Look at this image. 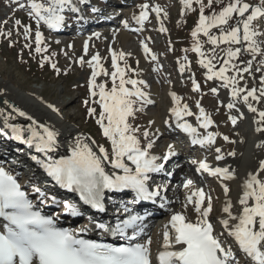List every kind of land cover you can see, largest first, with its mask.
<instances>
[{
    "label": "snow or ice",
    "instance_id": "obj_1",
    "mask_svg": "<svg viewBox=\"0 0 264 264\" xmlns=\"http://www.w3.org/2000/svg\"><path fill=\"white\" fill-rule=\"evenodd\" d=\"M12 2L21 10L27 8L29 17L37 25L33 49L32 28L19 19L14 21L17 28H22V33L18 32V35L22 34L26 41L23 47L29 49L30 53L34 51L41 55L40 67L49 63L59 76L61 69L52 62L56 53L46 55L49 47L39 28L43 24L49 30L58 31L67 26L66 10L76 14L82 9L74 0ZM215 2L216 0H207L205 4L204 0H181L186 10H193V4L199 6V20L191 33L195 41L191 50L200 57L199 64L206 69V79L218 80L222 87L229 89L231 99L223 106L229 110L228 119L231 123L234 126L237 124L238 116L231 113L233 110L240 113L237 104L242 102L249 112L256 114L253 120L255 131L264 133V110L254 106V103L264 106V40L257 39L264 36V29L258 27L260 21L264 20V0H259L255 6L244 0H229L219 11L205 14V8L213 9ZM78 4L86 5L87 0H78ZM139 8V14L132 16L137 25L143 26L149 21L150 11L155 12L159 20L162 11L159 6L143 3ZM91 11L95 13L97 9L93 7ZM80 19L83 20L84 16L81 15ZM122 23L125 29L129 28L128 20ZM213 29L218 30L219 34L214 33ZM116 31L113 30V38ZM160 31L167 32L162 22ZM201 33L212 46L210 54L202 50L203 45L197 39ZM0 35L11 38L12 32L0 31ZM93 36L100 38L99 33H93ZM93 36L84 40L83 55L76 58V62L81 67L87 65L91 69L87 81L88 99L84 100V105L88 116L96 119L103 137L110 143V150L104 145H97L91 137L80 134L74 136L69 144L70 154L55 159L54 155L62 146L61 131L55 125L33 118L8 99L2 100L11 111L5 113L0 109V135L10 131L11 139L42 154L43 158L33 156L32 159L43 169L46 177L54 182L53 186L78 193L79 200L98 213L107 211L106 197L109 193H131L132 204L145 201L155 204L159 201L160 208H167L170 205L168 185L158 183L156 177L162 173L172 175L166 164L178 153L174 145L169 144L164 153L154 154L153 149L162 135L160 129L153 128L154 121H149L143 129L133 123L137 113L154 101L144 91L148 87L146 81L128 75L133 71L127 64V57L131 54L109 47L112 71L108 72L102 65L105 57L99 51H89V41ZM141 45L145 56L156 61L157 56L152 53L148 44L141 41ZM221 45L227 47L220 48ZM68 48H73V45H68ZM217 48H220V55L216 53ZM64 54L67 55V52ZM245 54L251 59L243 61L241 66V57ZM89 56V59H85ZM258 57L259 66L254 69L253 61ZM184 60L187 61V56ZM120 61L124 62V67L120 66ZM186 67L187 64L181 65L180 72L183 73ZM255 72H260L259 84L249 86L245 74L253 76L255 80ZM134 74L139 75L138 72ZM99 75L110 77V89L106 83H96ZM192 90H201V85L194 78ZM210 91L214 95L218 93L216 87ZM5 96L7 90L0 89V97ZM170 96L173 106L169 109V114L172 119L165 121V124L171 127L174 123L175 128L191 138L192 145L212 149L221 134L208 131L214 124L211 114L206 112L199 100L196 102L198 113H194L187 103L181 104L182 98L175 92L170 93ZM91 105L99 106L98 114L97 108ZM46 106L58 117L61 116L59 108L54 104ZM13 113L26 118L30 124L24 127L11 123L15 119ZM188 116H195L198 127L185 120ZM239 118L243 119V113H240ZM198 128L203 129V133ZM222 138L225 142L235 143L227 135ZM255 146L264 150V140ZM215 153V160L224 159L221 148L216 147ZM227 155L235 157L236 153L231 151ZM190 163L197 166V173H207L222 183L226 198L222 210L226 218L219 220L222 230L216 231V223L212 219L214 208L211 194L197 186L193 179L185 178L181 185H177L185 190L181 210H170L169 218L162 228V243L155 255L151 236L140 239L147 228V215L133 212L128 204L121 203L116 211L127 216L117 219L114 225L89 217L87 223L79 228L59 226V214L48 215L44 212V207L62 205L65 214L81 217L83 212L77 204L50 193L47 184L41 186L39 183L29 182L22 185L18 175L0 165V264H248L244 257L250 258L254 264H264V159L259 161L256 171L249 172L243 181L242 195L238 199L240 209L236 214L233 212L232 201L227 199L230 189L223 184L224 181L236 178L235 170L210 166L206 159H191ZM93 230L119 237L125 243L116 246L113 243L82 238L83 234ZM234 245L238 246V251Z\"/></svg>",
    "mask_w": 264,
    "mask_h": 264
},
{
    "label": "rangeland",
    "instance_id": "obj_2",
    "mask_svg": "<svg viewBox=\"0 0 264 264\" xmlns=\"http://www.w3.org/2000/svg\"><path fill=\"white\" fill-rule=\"evenodd\" d=\"M99 1L100 0H94L93 4H96ZM22 2L26 3L27 0H22ZM37 2H44V0H37ZM139 2V5L143 3H149L150 6H159L162 9L159 20L156 18V13L150 11L149 21H147L143 26L134 25L130 17L124 16L119 20L120 23L116 27L110 30H103V28H99V31L96 32L99 33L104 39H107L109 35H113V30H117L116 34L120 33L122 30H128V32L132 30L130 39L125 46L120 44L117 45L118 48L112 47V49L122 50L125 53L131 54L127 57V64L128 67L133 71H130L128 75L131 76V78L142 79L146 81L148 85L146 89H148L150 85L154 83H151V81L157 79L159 82V84L158 82H155L158 85V89L154 103L145 106L142 112H138L133 123L143 129L148 125L152 113L155 112L158 114L159 125L161 127L164 126L165 119H172L169 114V109L173 106L172 99H170V93L172 92H175L178 96H180L182 98L181 104L187 103L194 113H198L196 102L199 100L201 106L205 108L206 112L211 114L214 121L213 126L208 129V131L219 132L221 134L217 137L216 143L213 145L212 150L215 151L216 147L224 149V152H226L225 155L227 156V162L222 167H230L231 169L236 168V159L227 155L228 152H231L232 149L235 148L236 144L234 132L235 128L228 119L230 114L229 110L223 106L230 101L226 98L229 96L227 93L229 92V89L222 87L221 82L218 80L209 81L206 79V69L202 68L199 64L200 57L191 50L195 42L191 33L197 26L199 20V6L193 4V10H186L183 8L181 0H139ZM204 2L206 4L207 0H204ZM228 2L229 0H216L213 9L205 8V14H210L212 11H219ZM244 2L255 6L259 3V0H244ZM134 5V13L137 14L139 13L140 8L139 5ZM87 6L91 9L94 7L92 5ZM102 8L103 7H100L99 10ZM182 12L183 15L181 14ZM90 13L85 15H91ZM165 13H167V18H165ZM65 15L69 16L66 17L68 20L67 25H72L75 16H73L71 12L65 13ZM96 18L99 19L101 17L96 16ZM17 19L21 20L24 25H29L32 28L34 49V33L37 25L35 21L29 17L28 9H19L18 5L13 3L12 0H0V31H3L4 33H7L8 31L12 32L11 38L0 35V83L4 82L8 85H12L19 90L21 89V91L25 92L26 94H32V96L35 98L40 96L41 100L46 104H54L60 110L61 116L59 117L63 120H66L68 129L72 130L75 135L82 134L85 137H91V139L94 140L97 145H104L110 150V143L106 140V138L103 137L101 129L96 123V119L88 116L87 108L84 105V100L88 99V79L85 80L82 76L87 65L81 67L79 63L76 62V58L83 55V45L81 48H78L76 45L79 35H73L72 33L56 34L52 30H49L47 26L41 24L39 30L44 37L45 44L49 47V52L46 53V55L56 53V55L52 57V62H55L61 69V74L57 76L49 63H45L43 68L40 67V61L42 59L41 55L36 54L34 51L30 53L29 49L23 47L26 41L24 40L22 34L18 35V32L22 33V28H17L15 26L14 21ZM124 20L129 21L128 29L123 27L122 22ZM5 21H7V23H5ZM161 22L167 29V32L160 31ZM258 27L264 29V20L260 21ZM212 31L217 35L219 34L218 30L216 29H213ZM82 36H93V33L87 32ZM197 39L203 45L202 50L205 53L210 54L212 46L208 43L207 37L203 36L201 33ZM257 39L264 40V36H260ZM141 41L148 44L152 53L157 56L156 61H152L150 56H145ZM68 45H73V48L69 49ZM225 47H227V45L220 46V48ZM105 48L106 49L100 48L98 51L103 57H105V59L102 60L103 67L108 72H111V55L108 52V48ZM220 48L216 49V53L218 55L221 54ZM185 49L188 51H185ZM65 52H67V55L64 54ZM95 52L96 51L94 50L92 51V53ZM137 53L142 54L140 59L137 58ZM185 56H187V61L184 60ZM85 59L87 58L85 57ZM248 59H251V57L247 54L242 56L240 61L241 66H243V61ZM137 61L139 63H137ZM119 63L121 67H124L123 61H120ZM185 64H187L188 67H186L185 71L181 73L179 69L181 65ZM258 66L259 57L257 60L253 61L254 69ZM218 67L219 64H217V69ZM65 72L67 73L66 75L64 74ZM135 72H138L139 75H135ZM245 77H247V81L249 80V86H253L254 83L255 85H258L260 72L254 73V83L250 80L251 78L253 79V76L245 74ZM248 77L250 79H248ZM193 78L201 85V90L199 92H193L192 90ZM96 83H106L107 87L109 89L111 88L110 77L99 75L97 77ZM168 87H171V89L169 90ZM213 87L218 89V93L216 95L212 94L210 91V89ZM146 89H144V91H146ZM237 105L238 108L240 107V113H243L245 105H243L242 102L238 103ZM91 106L97 108L98 114L100 111L99 106ZM254 106L264 110V106L262 107L261 104L254 103ZM240 113H237L235 110H233L231 114L238 116ZM193 117L195 116H188L186 119L190 120V118ZM243 119L246 120L244 115ZM1 122L2 121L0 120V127H2ZM4 135L10 136V131H7ZM64 135L65 133L61 136ZM224 135H227L231 141H235V143H230V148H227L229 143L225 142L222 138ZM261 137L262 140H264V133H261ZM13 142L16 144V148H14L15 152L13 153L22 159L23 157L19 152L20 150H24L23 146H28L15 140ZM167 146V140L163 141V138L158 139L153 149L154 154L159 153L162 148ZM93 147L95 148V145H93ZM34 155V153H30L29 157ZM36 155L38 156V154ZM255 160L256 159L247 163L248 166L246 165L247 171H245V179L249 172H255L258 168L259 162L256 160L258 162L257 163ZM23 161L28 164V160L24 159ZM167 167H169V165ZM181 174L187 177L185 173ZM206 176L207 175H205V178ZM181 183L182 181L179 185H181ZM201 185L204 186L203 188L206 192L211 194L214 208L212 217H217V214H219L218 211L221 207V194L219 186L216 183L210 182V180L203 182V184H197V186L200 187ZM179 189L181 190L182 187H179ZM229 189L230 192L228 198L231 200L232 197H229L231 196L232 192L230 186ZM172 195L173 193L167 194L169 198ZM181 195V193H177L176 195H173L172 198L177 201L179 198V200L182 202L184 199L183 196L181 197ZM174 205L175 207H178L181 204L178 202Z\"/></svg>",
    "mask_w": 264,
    "mask_h": 264
},
{
    "label": "bare ground",
    "instance_id": "obj_3",
    "mask_svg": "<svg viewBox=\"0 0 264 264\" xmlns=\"http://www.w3.org/2000/svg\"><path fill=\"white\" fill-rule=\"evenodd\" d=\"M74 3H77L78 7L81 6L80 4H78V0H74ZM127 9L129 11H131L129 13V15H127V16L130 17V19H132L133 14H135V13H133V8H127ZM127 9H125L123 12H128ZM120 12H122V11L121 10L116 11L117 14H119ZM79 15L83 16V12H81ZM136 15H138V14H136ZM96 16L101 17L100 13H95L94 17H92V18L97 19ZM89 20H91V19H86L85 17L83 20H81V21L79 20L80 22H82L81 28L84 27V25H86V23ZM86 39H88V37H82L80 35L77 38V42H76L77 47L81 48V46L84 43V40H86ZM129 39H130V32H128V30H126V31L122 30L120 33L115 35V38H113V35L112 36L109 35L107 37V39H104L102 36H100V38L97 39V38H95V36H93L92 40L89 41V44H90L89 51L92 53L93 50L98 51V50H100V48L106 49L105 47H107V48L117 47L118 48L117 45H120V44H122V46L123 45L125 46L128 43ZM118 51H122V50H118ZM136 55H137L138 59H140L142 56L141 53H137ZM86 58L89 59L90 56L86 57ZM90 70H91L90 68H87V67L85 68L84 73L82 74V76L84 77L85 80L89 79L88 77L91 74ZM245 78H247V77H245ZM248 79H250V78L248 77ZM250 80L254 83L252 78ZM248 83H249V80H248ZM0 86H1L0 89H6L7 90V96L0 97V98L13 101L18 108H20L23 111H26L29 115L33 116V118L37 119L38 121H42L46 124H49V125H55V127L59 131H61L62 134L65 133L64 136L60 137V141H61L62 146L58 150V152L54 155L53 158L59 159L61 156H66V155L70 154L69 144L72 143V139L76 135L72 130L68 129V126L66 125V123H67L66 120L61 119L55 113L51 112V110L47 108V106H46L47 104L41 100L40 96L35 98L34 96H32V94L31 95L26 94L25 92L21 91V89L19 90L18 88L14 87L12 85H8L7 83H4V82L0 83ZM157 89H158V85L154 82L145 91L153 101L156 98ZM168 89L170 90L171 87H168ZM229 92H227L229 94V96L226 97L228 100L231 99ZM239 109H240V107H239ZM3 111L5 113H8L11 110L9 109V110H3ZM12 115L15 116V119L10 121L11 123L20 124L24 127H27L30 124V121L26 120V118L19 117L15 113H13ZM243 115L246 117V120L240 119L239 114H238L237 124L234 126L236 144H235V148L232 149V151H234L236 153V156L234 157V159H236V166H235L236 168H233V169H235L236 178L234 180H231V181H224L223 182V184H226L228 187L229 186L231 187L232 192H231V196H229V197H232L231 200L233 203L234 214L238 213V211L240 209V206L238 204V199L242 195L241 185H242L243 181L245 180V173H246L245 171H247V169H246L247 163L251 162L254 159H256L258 162L261 159H264V150L257 149L255 146L257 143H259L262 140L261 133H257L255 131L256 125L253 123V120H254V117L256 114L249 112L247 110V107L245 106L243 109ZM0 120L2 121V118H0ZM185 120L187 122L191 123L194 127H198L197 122L195 120V117L190 118V120H187L185 117ZM150 121H154L153 128L160 129L162 135H160L159 138L162 137L166 131L164 130L163 126L161 127L159 125L158 114L153 112L152 115L150 116ZM166 121H170V120L167 119ZM1 124H2V122H1ZM234 128H233V130H234ZM175 130H179V129L176 128ZM198 131L203 133L202 132L203 129L198 128ZM69 133H71V136L69 135ZM181 133H183V132H181ZM183 135L188 136L185 133H183ZM8 136H6L4 134L0 135V146H5L7 148V150H9L13 153V152H15L14 148H16V144L13 142L14 139H11L10 136L9 137ZM17 142H19V141H17ZM227 146H228L227 148H230L231 147L230 143ZM194 148H196L198 150V153H197V155H198L197 160L198 161L206 159V161L209 163V165L213 166V167H222L227 162V159H226L227 156L225 155L226 152H224V149H221L222 153L224 154V159L221 161H217V160H215L216 153L214 150H212V149H210V150L201 149L198 145H195ZM28 149H29V152L31 154L34 153L37 158H43L42 154L37 153L34 148L30 149L28 147ZM166 149H167V147H164V148H162V150L160 152L158 151L159 153H156V154H162L166 151ZM23 151L24 150H20V152H19L20 155L23 157L22 160H24V159L28 160L29 166L32 168H36L35 169L36 173H38V174L44 173L45 174L43 169H41L32 160H29V158H30L29 155H26ZM36 154H38V156ZM256 160H255V162H257ZM228 165H229V163H228ZM182 167H184L186 169L189 168L188 165H184V164L182 165ZM253 170H254V168H253ZM206 175H207L206 176L207 180H210V182L216 183L219 186V190H220V194H221V200H220L221 207H220V210L218 211L219 214H217V217L216 216L212 217L213 222L216 223V231L220 232L222 230V228H221V225L219 224V220L221 218H226V214H224L222 211L223 207L225 206L226 198H225L224 193H223V186H222L221 181L215 177L209 176L208 174H206ZM201 184H203V182H201ZM201 187H204V186L201 185ZM168 192H174V195H176V193H181L182 194L181 197L183 196V199L185 197V190L183 188L180 190L177 187V184L174 188L171 189V191L168 190ZM227 199L229 200L228 197H227ZM172 201L174 202V204L179 202L181 205H179L178 207L174 206V208H173ZM74 202H75V200H74ZM111 202H113V201H110V203ZM170 202H171V204L169 205L170 210H175V211L181 210V206H182L183 201L181 202L179 200V198H178V201L172 198ZM110 205H113V203H111ZM110 211H112V210H110ZM169 214L164 215V220H163L164 224L167 222V220L169 218ZM162 228H163V226L161 227V229H159L160 230L159 233H162ZM225 235H226V233H225ZM153 245H157V243L154 242ZM234 247L238 251V246L234 245ZM239 255H243V254L240 253ZM244 259L248 262V264H254V262H252L250 260V258L244 257Z\"/></svg>",
    "mask_w": 264,
    "mask_h": 264
},
{
    "label": "water",
    "instance_id": "obj_4",
    "mask_svg": "<svg viewBox=\"0 0 264 264\" xmlns=\"http://www.w3.org/2000/svg\"><path fill=\"white\" fill-rule=\"evenodd\" d=\"M2 100H3V98H0V109H3V110H9V108L7 107V105H4L3 103H2ZM11 102H13V101H11ZM14 103V102H13ZM15 104V103H14Z\"/></svg>",
    "mask_w": 264,
    "mask_h": 264
}]
</instances>
